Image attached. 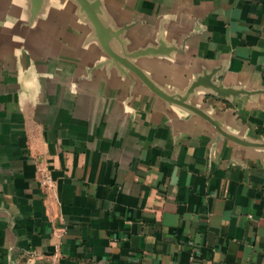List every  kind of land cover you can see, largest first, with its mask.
Here are the masks:
<instances>
[{"label": "crops", "instance_id": "crops-1", "mask_svg": "<svg viewBox=\"0 0 264 264\" xmlns=\"http://www.w3.org/2000/svg\"><path fill=\"white\" fill-rule=\"evenodd\" d=\"M90 2L0 0V264H264V0Z\"/></svg>", "mask_w": 264, "mask_h": 264}, {"label": "water", "instance_id": "water-1", "mask_svg": "<svg viewBox=\"0 0 264 264\" xmlns=\"http://www.w3.org/2000/svg\"><path fill=\"white\" fill-rule=\"evenodd\" d=\"M80 4V6L84 9V11L87 13L88 17L90 18L91 22L93 23L94 27L96 28L98 37L100 38L101 42L104 44V46L107 48V42L106 40L103 38L102 36V31L100 29V25L95 17V12H94V8L92 6V3L90 2V0H77ZM108 49V48H107ZM163 52L162 49H153V48H148V49H144V50H139L138 52H136L134 55H145L147 53H161ZM198 83L200 84H206L209 88H211L217 95L219 96H223V97H229L232 95L237 94L238 92L235 90H231V89H222L218 86L217 83H215L212 78L211 75H205L202 76L198 79ZM160 96L164 97V94H160ZM193 109V106H190ZM210 121L219 129V131L221 133H224L219 126L210 119ZM239 140V138H237V141ZM256 146H261V143H255Z\"/></svg>", "mask_w": 264, "mask_h": 264}, {"label": "built area", "instance_id": "built-area-1", "mask_svg": "<svg viewBox=\"0 0 264 264\" xmlns=\"http://www.w3.org/2000/svg\"><path fill=\"white\" fill-rule=\"evenodd\" d=\"M45 181H46V182H49V178H48V176L45 177Z\"/></svg>", "mask_w": 264, "mask_h": 264}]
</instances>
